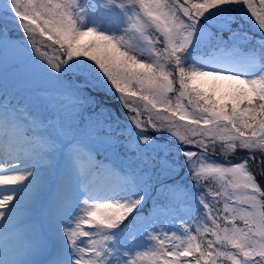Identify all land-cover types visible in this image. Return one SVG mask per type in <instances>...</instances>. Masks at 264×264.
<instances>
[{"label":"snow or ice","instance_id":"obj_1","mask_svg":"<svg viewBox=\"0 0 264 264\" xmlns=\"http://www.w3.org/2000/svg\"><path fill=\"white\" fill-rule=\"evenodd\" d=\"M0 264H264V0H0Z\"/></svg>","mask_w":264,"mask_h":264},{"label":"trees","instance_id":"obj_2","mask_svg":"<svg viewBox=\"0 0 264 264\" xmlns=\"http://www.w3.org/2000/svg\"><path fill=\"white\" fill-rule=\"evenodd\" d=\"M14 35L16 37H20L22 33H20L19 31H16ZM37 39L39 40L40 38L37 37ZM38 46L40 45L38 44ZM42 49L48 52H52V50L48 49L47 47H42ZM103 103L107 106L106 107L107 111H112L114 115H118L120 117V123L121 125H123L125 123L124 117L129 115L130 113H128V111L125 108L121 107V104L119 101H115V100L112 101L108 97H104ZM133 106H135V104ZM149 131L151 132L152 130L149 129Z\"/></svg>","mask_w":264,"mask_h":264},{"label":"rangeland","instance_id":"obj_3","mask_svg":"<svg viewBox=\"0 0 264 264\" xmlns=\"http://www.w3.org/2000/svg\"><path fill=\"white\" fill-rule=\"evenodd\" d=\"M257 37H258V34H257ZM85 40L89 39V37H85L84 38ZM50 55H53L54 53H50ZM228 83L227 81L225 82H222L223 84V88L225 89V92L223 93V95H225L229 89H228ZM211 88V87H210ZM218 94V93H217ZM171 95H174V94H171ZM188 183L190 184V178L188 180ZM159 220L162 222V224H157L156 226L157 227H161V226H164V227H169L172 225L173 221H172V215H170L166 210H161L160 211V214H159ZM181 223V221L179 220H176L175 221V224L176 225H179Z\"/></svg>","mask_w":264,"mask_h":264},{"label":"bare ground","instance_id":"obj_4","mask_svg":"<svg viewBox=\"0 0 264 264\" xmlns=\"http://www.w3.org/2000/svg\"><path fill=\"white\" fill-rule=\"evenodd\" d=\"M208 87L210 88V87H212V85L209 84ZM224 92H225V89L223 88L222 91H218V95H223ZM40 260L43 261V260H45V259L41 258Z\"/></svg>","mask_w":264,"mask_h":264}]
</instances>
